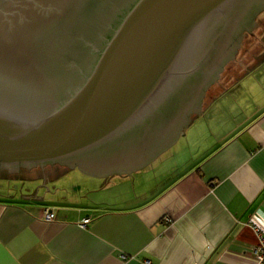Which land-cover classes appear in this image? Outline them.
Here are the masks:
<instances>
[{"label":"water","instance_id":"95a60500","mask_svg":"<svg viewBox=\"0 0 264 264\" xmlns=\"http://www.w3.org/2000/svg\"><path fill=\"white\" fill-rule=\"evenodd\" d=\"M23 5L9 15L20 23L0 24V170L98 178L140 171L178 141L264 10V0Z\"/></svg>","mask_w":264,"mask_h":264},{"label":"crops","instance_id":"0c3cea01","mask_svg":"<svg viewBox=\"0 0 264 264\" xmlns=\"http://www.w3.org/2000/svg\"><path fill=\"white\" fill-rule=\"evenodd\" d=\"M262 66L264 58L214 97L172 147L182 137L186 143L154 161L155 172L152 162L131 175L84 174L94 200L81 193L85 203H77L58 185L78 169L45 166L0 178L18 184L0 191V264H259L264 70L256 71ZM111 184L123 195L102 199ZM46 209L54 221L43 219Z\"/></svg>","mask_w":264,"mask_h":264},{"label":"rangeland","instance_id":"374dc122","mask_svg":"<svg viewBox=\"0 0 264 264\" xmlns=\"http://www.w3.org/2000/svg\"><path fill=\"white\" fill-rule=\"evenodd\" d=\"M246 37V38H245ZM264 58V14L259 17L257 27H255L252 31V34L244 35L240 48L236 57L231 60L228 64L226 69L223 72L222 78L219 80L218 83L213 85L206 93V97L204 99L203 108L214 98L222 94L224 91L230 89L232 86L237 84L244 74L250 72L255 66H257L258 62ZM264 70V66L260 67L256 73ZM243 87H245L243 85ZM197 115H193L192 118L196 117ZM186 132V131H185ZM186 134V133H184ZM183 143H186V138L182 137L179 144L175 145L174 147L170 148L166 153L161 155L163 159H167L169 155L179 150ZM166 161V160H165ZM155 163V162H154ZM153 163V164H154ZM160 164H154V172L155 167L158 169ZM165 165V164H164ZM169 165L168 162L166 164ZM72 170L70 173L71 176L68 178H61L57 179V183L62 188L69 189L70 196H67L70 199H74L77 203H85V199L78 198L81 196V193L89 200H94L97 196L95 192L89 190V187H92L90 184L89 178H86L84 174H81L79 171ZM65 178V179H64ZM64 179V180H63ZM62 180V181H60ZM116 184V182H114ZM55 185V184H54ZM50 186V189L54 186ZM18 184L14 181H6L0 179V191H9L15 190ZM55 187V186H54ZM48 188V187H47ZM49 189V188H48ZM125 190H122L120 186H115L113 184L110 185L109 188L104 190L101 195L102 199H111L115 197H121ZM57 192V191H56ZM61 193V192H60ZM2 193L0 192V195ZM59 198V195L56 194ZM65 195H63L64 197ZM79 199V200H76Z\"/></svg>","mask_w":264,"mask_h":264},{"label":"flooded vegetation","instance_id":"af4514ba","mask_svg":"<svg viewBox=\"0 0 264 264\" xmlns=\"http://www.w3.org/2000/svg\"><path fill=\"white\" fill-rule=\"evenodd\" d=\"M30 1H33L34 2L35 0H30ZM64 1L65 0H36L37 5H38L39 8L40 7H43V4L44 3H46L47 6L50 5V7L51 6H53V7H61L62 5H64ZM24 7H25V5H23V0H9V1H7L2 6L1 11H0V24L3 25V23H7V20L8 21L9 20H13L14 24H16V20L19 21L21 19L26 18V16L25 17L20 16V18L17 17L16 15H14L13 17H10L9 16L12 12L17 13L18 11H22ZM263 14H264V10L256 18V25H255V27H257V23H258L259 17L261 15H263ZM29 18H30V16H29ZM59 18H61V16H59ZM19 23H20V21H19ZM59 28L61 30L62 29V26L60 25ZM59 33L61 34L62 32L60 31ZM249 34H252V32L251 33L245 32V35L246 36L249 35ZM27 35L30 36V30L27 31ZM27 40L30 41V38H27ZM226 67H227V65L225 66L224 70L226 69ZM224 70H223V72H224ZM223 72L221 74L220 79L222 78ZM218 82H216V83H218ZM48 166H53L54 168L57 167V165H48ZM38 167H40V166H38ZM35 168H37V167H35ZM45 168H47V167H45ZM26 170H28V169L19 168L18 170L14 171V172H10L8 170L2 169V170H0V178H14V177L18 176L22 171H26Z\"/></svg>","mask_w":264,"mask_h":264},{"label":"built area","instance_id":"2783aa9c","mask_svg":"<svg viewBox=\"0 0 264 264\" xmlns=\"http://www.w3.org/2000/svg\"><path fill=\"white\" fill-rule=\"evenodd\" d=\"M43 219L51 222L55 220V213L52 210L46 209L43 211ZM90 222V219L83 220L82 226L85 227ZM256 230L259 237V246L257 247L255 254L257 256L259 264H264V233L260 226H256Z\"/></svg>","mask_w":264,"mask_h":264},{"label":"trees","instance_id":"16d2710c","mask_svg":"<svg viewBox=\"0 0 264 264\" xmlns=\"http://www.w3.org/2000/svg\"><path fill=\"white\" fill-rule=\"evenodd\" d=\"M247 74V73H246ZM245 75V74H244ZM241 79V78H240ZM195 118V117H194Z\"/></svg>","mask_w":264,"mask_h":264}]
</instances>
